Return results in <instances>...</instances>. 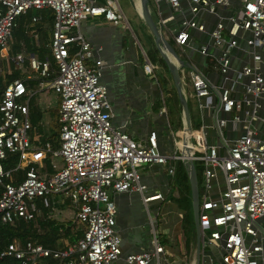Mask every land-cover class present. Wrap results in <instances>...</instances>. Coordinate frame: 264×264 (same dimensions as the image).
<instances>
[{
  "label": "built area",
  "instance_id": "built-area-1",
  "mask_svg": "<svg viewBox=\"0 0 264 264\" xmlns=\"http://www.w3.org/2000/svg\"><path fill=\"white\" fill-rule=\"evenodd\" d=\"M167 1L179 10V0ZM238 1L236 12L226 17L217 14L211 28L198 15L225 9L228 0H189L191 17L182 19L175 32L168 28L174 14L159 20L162 34L173 35L180 47L188 44L190 29L207 33L218 50L210 59L220 76L214 82L191 62L180 65L181 82L189 86V97L197 100L200 110L207 112L210 124L191 128L187 143L185 123L172 130L174 150L165 155L158 150L154 131L137 141L112 126L108 91L100 82L101 61L87 65L93 51L80 25L96 16L114 25L128 24L117 0L103 4L0 0V58L20 16L29 10H50L54 15L50 50L56 64L54 73L48 58L29 57L25 79L7 83L0 95V222L34 220L40 214L38 204L50 215L55 210L51 197L61 195L73 204L72 222L82 232L57 249L14 240L0 252V259L13 257L19 264L113 263L121 257V239L114 228L116 206L111 194L145 191L140 170L146 166L161 165L173 176L177 161L187 167L191 160L195 169L199 163L202 174L200 243L220 247L223 264H264V228L259 224L264 218V0ZM39 19L40 15L31 18ZM197 50L209 55L206 45ZM11 60L21 68L24 58L18 54ZM143 69L154 75L146 55ZM29 79L40 81L42 88L59 97L58 149L49 143L35 146L31 140V92L25 83ZM9 154H17L18 161L5 169L2 161ZM48 155L51 172L45 162ZM18 169L23 170L19 182L13 177ZM159 198L161 194L154 193L143 197V202ZM151 246V251L125 256V264H149L164 253L156 228Z\"/></svg>",
  "mask_w": 264,
  "mask_h": 264
},
{
  "label": "crops",
  "instance_id": "crops-1",
  "mask_svg": "<svg viewBox=\"0 0 264 264\" xmlns=\"http://www.w3.org/2000/svg\"><path fill=\"white\" fill-rule=\"evenodd\" d=\"M91 1L103 4L107 0ZM117 2L128 24L114 25L103 17L96 16L89 17L80 25V32L91 44L93 51V57L87 61V65L92 66L96 60L101 61L100 82L108 91V99L112 106V126L125 131L137 141H144L148 134L154 131L159 152L171 155L174 150L171 136V131L174 129L172 119L177 129L182 128L185 123L183 109L179 99H176L174 95L173 88L175 87L171 74L167 65L161 62L163 60L161 52L154 43V37L151 39V33L141 18V0H117ZM228 2L227 8L219 9L214 14L202 11L198 15V19L205 21L207 28H211L218 19L217 14L226 17L235 13L240 7L238 0H228ZM179 5V10L174 11L167 0H148L150 13L158 25L161 17L174 14V19L168 22L169 31L173 32L179 29L182 19L191 17L189 0H179ZM27 13L28 20L24 24V29L32 49L27 47L24 40L17 39L12 32L8 47L2 51L0 58V63L2 62L0 65L1 75L10 73L13 68H16L11 58L18 54L23 56L24 61L21 68H16L22 75L17 79H25L29 57L52 58L50 44L54 21L53 13L51 14L48 10L42 12L29 10ZM37 15H40L41 19L32 21L31 18ZM49 16L52 17L51 23L46 19ZM189 32L191 37L184 47L176 44L173 35L165 38L175 48L179 58L184 62H191L212 81L219 82L220 76L215 70L214 62L210 59L218 54V50L212 46L210 36L195 29H190ZM16 43L20 44L18 50L14 47ZM204 45L207 46L208 56L201 55L197 50ZM161 47L163 53L174 61V57L167 52L164 46ZM145 55L154 65V75L156 74L159 80L144 71ZM160 79L163 80V85L167 89L166 91L164 88L165 92L162 91ZM25 83L31 92L28 112L34 129L30 136L31 140L35 146L49 143L52 147V142L46 138L53 135L60 127L59 97L52 89L42 88L40 81L36 79L26 80ZM183 83L181 82V87ZM183 87L188 88L189 91L187 92ZM183 87L187 102L189 100L192 103V107L189 109L191 128H198L202 124L209 125L210 119L207 112L201 111L197 100L189 97V86L184 84ZM48 92H53V96H47ZM34 93L40 94L39 99L33 98ZM32 116L35 118V122H32ZM208 133L211 136L212 130L208 129ZM212 139L210 142L214 141ZM47 163V169L51 172L49 159ZM171 178L172 176L169 175L165 167L153 164L140 170V183L146 187L145 191L111 194L116 206L114 228L121 239V257L111 264H125L124 258L128 254L151 251L154 228L157 229L164 253L158 258L152 259L149 264H223L220 247L204 246L200 243V251L197 254L195 229L189 237L182 231L184 212L167 196ZM154 193H160L162 198L143 202V197ZM52 200L55 211L62 214L70 210L72 215L74 214L75 209L69 199L54 198L53 196ZM259 224L264 228V218L259 220ZM66 242L68 243L65 238L61 239L60 245H65Z\"/></svg>",
  "mask_w": 264,
  "mask_h": 264
},
{
  "label": "trees",
  "instance_id": "trees-1",
  "mask_svg": "<svg viewBox=\"0 0 264 264\" xmlns=\"http://www.w3.org/2000/svg\"><path fill=\"white\" fill-rule=\"evenodd\" d=\"M51 14L52 12L48 10ZM27 14L19 17L17 21V26L13 28V34L17 37V39H22L25 41L27 47L32 49L29 45L27 37L25 35L24 24L28 20ZM53 16V14H52ZM49 23H51L52 17H47ZM45 22V21H44ZM153 39V36H150ZM46 41V39H45ZM15 49H20V44H15ZM40 54V53H39ZM49 59V58H48ZM51 61L52 71L55 73L56 64L53 58L49 59ZM161 62L165 64L163 60ZM22 75L20 71L16 68H13L10 73H6L4 75L0 74V95L8 82L13 81L14 79L20 78ZM156 80L159 78L154 75ZM160 84L162 91H167L166 87L163 85V80L160 79ZM174 89V95L177 98V93ZM189 101V100H188ZM188 106L190 109V105L188 102ZM32 122H35V118L32 116ZM59 131L60 127L56 129V132L53 135L48 136L46 139L52 142V149H56L59 147ZM56 137V138H55ZM55 138V139H54ZM48 157H46L45 162H48ZM18 161L17 154H9L7 159L3 162L5 169H11L15 167V164ZM196 173L199 184V192L201 191V183H202V174L201 169L196 167ZM16 181L19 182L23 179V170H14L13 172ZM1 192V187H0ZM168 198L176 203V205L183 210V219H182V231L185 233L187 237L193 232L194 233V222H193V214L191 207V189L190 183L187 175V170L182 161H177L175 164V173L171 178L170 188L167 194ZM41 214H38L34 220L26 221L23 219L15 220L12 223H1L0 222V252L6 249L8 244H10L14 240H18L22 243H26L31 241L33 243H39L46 247L50 248H59L60 240L66 239L68 242H72L77 240L81 236L80 227L75 226L72 221H68L69 223L64 224L63 222L58 221L49 216V209L45 208L43 205L38 204ZM77 227V228H76ZM0 264H19V261L13 257H4L0 259Z\"/></svg>",
  "mask_w": 264,
  "mask_h": 264
},
{
  "label": "water",
  "instance_id": "water-1",
  "mask_svg": "<svg viewBox=\"0 0 264 264\" xmlns=\"http://www.w3.org/2000/svg\"><path fill=\"white\" fill-rule=\"evenodd\" d=\"M140 15L145 25L147 26L149 32L154 37V43L156 44L157 48L160 50L162 58L166 63L168 70L171 74L180 105L183 109L184 121L186 126L185 143H187L191 132V122H190L188 102L181 87L180 68H179V65H183L184 61L183 59L179 58L175 48L168 42L165 36L160 32L161 30V29L159 30L160 26L156 23V21L153 19L150 13L148 7V0H141ZM161 46H164L167 52H169L174 57V61H172L167 55L163 53ZM186 170H187V175L191 189V200H192L191 207H192L193 222L196 232L197 254H199L200 251V230L198 225L199 184H198L196 169L194 163L191 160L188 161Z\"/></svg>",
  "mask_w": 264,
  "mask_h": 264
},
{
  "label": "rangeland",
  "instance_id": "rangeland-1",
  "mask_svg": "<svg viewBox=\"0 0 264 264\" xmlns=\"http://www.w3.org/2000/svg\"><path fill=\"white\" fill-rule=\"evenodd\" d=\"M180 55H181V53H180ZM2 63V62H1ZM1 63H0V65H1ZM40 87V86H39ZM183 89H185L187 92L189 91L188 90V88H185V87H183ZM52 93L53 92H48L47 93V96H50L51 95V97L53 96L52 95ZM39 97H40V94H37L36 95V93H34V95H33V98L34 99H39ZM189 102V104H190V107H192V103H191V101H188ZM172 124H173V130H175V129H177V127L174 125V121H173V119H172ZM29 135L30 136H32V131H30L29 132ZM38 135L40 136V133H38ZM194 142V144L196 145V146H198L199 145V143H198V141H196V140H194L193 141ZM196 167H200V165H199V163L198 162H196ZM144 181V180H143ZM203 186H201V191H200V201L203 199ZM53 197H51V199H52ZM54 198H61V195H54ZM69 212H67V213H62L61 214V212H58V211H53V213H51V215H53L52 216V218H54V219H57L58 221H60V222H63L64 224H67V223H69L68 221H73V215H72V211H70V210H68ZM152 214H153V212H152ZM161 215V214H160ZM160 219V218H159ZM75 226H76V224H75ZM77 228V227H76Z\"/></svg>",
  "mask_w": 264,
  "mask_h": 264
}]
</instances>
